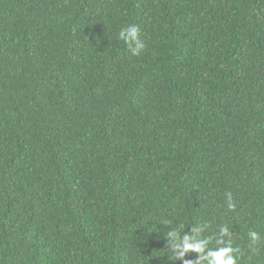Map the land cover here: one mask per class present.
I'll return each mask as SVG.
<instances>
[{"label":"trees","instance_id":"16d2710c","mask_svg":"<svg viewBox=\"0 0 264 264\" xmlns=\"http://www.w3.org/2000/svg\"><path fill=\"white\" fill-rule=\"evenodd\" d=\"M204 220L264 264V0H0V264H172Z\"/></svg>","mask_w":264,"mask_h":264},{"label":"clouds","instance_id":"9594fccd","mask_svg":"<svg viewBox=\"0 0 264 264\" xmlns=\"http://www.w3.org/2000/svg\"><path fill=\"white\" fill-rule=\"evenodd\" d=\"M117 40L122 41L131 55L139 57L146 50V43L141 39L140 26L135 23H126L117 33ZM226 207L229 211L236 209V202L233 193L228 191L225 193ZM172 221L165 220L168 224ZM210 223L207 220L196 224L192 231H185L182 225L172 227L167 233V239L175 238L176 242L171 247L173 253L169 257L172 264L177 260H183V264H240L242 252L238 247L233 246V231L228 225L222 224L219 226L218 232L212 236H204ZM249 249L255 251V246L264 240V235L261 232L249 229L248 231ZM215 244V247H208L210 244ZM192 252L197 254L195 260H185L187 253Z\"/></svg>","mask_w":264,"mask_h":264}]
</instances>
